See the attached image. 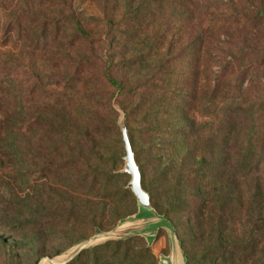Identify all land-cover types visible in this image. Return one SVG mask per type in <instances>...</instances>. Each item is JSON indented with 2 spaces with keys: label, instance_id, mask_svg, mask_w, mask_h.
I'll return each mask as SVG.
<instances>
[{
  "label": "rangeland",
  "instance_id": "374dc122",
  "mask_svg": "<svg viewBox=\"0 0 264 264\" xmlns=\"http://www.w3.org/2000/svg\"><path fill=\"white\" fill-rule=\"evenodd\" d=\"M70 4L0 0L19 122L0 141V264H161L170 233L185 264H264V203L238 162L264 95V68L240 52L264 46V22L243 20L264 0ZM123 126L168 226L152 245L127 226Z\"/></svg>",
  "mask_w": 264,
  "mask_h": 264
},
{
  "label": "trees",
  "instance_id": "16d2710c",
  "mask_svg": "<svg viewBox=\"0 0 264 264\" xmlns=\"http://www.w3.org/2000/svg\"><path fill=\"white\" fill-rule=\"evenodd\" d=\"M46 6L60 8L62 11H72L70 0H41ZM102 3L105 0H101ZM41 4V3H39ZM258 14L243 20L244 23L249 24L251 28H256L260 23L264 22V6L259 7ZM19 17L13 19V22L7 25L4 30V35L10 36L12 32V24L19 22ZM74 20V19H73ZM242 21V20H241ZM237 22H239L237 20ZM76 34L87 35L82 29L80 22L76 23ZM5 42L0 43V47L4 46ZM240 52L244 54H252L256 57L259 66L264 68V46L257 49L241 48ZM232 56V55H231ZM234 61L230 59L227 62L226 70L233 71L235 68ZM2 71V70H1ZM13 77L11 75H4L1 77L0 72V141L7 139L10 136H15L19 129L18 118V98L15 88L13 87ZM261 124L256 127L257 138H245L241 143V152H244L239 157V168L245 173L246 178L252 177L257 186V193L261 197V202L264 203V95L261 97L260 106Z\"/></svg>",
  "mask_w": 264,
  "mask_h": 264
},
{
  "label": "water",
  "instance_id": "95a60500",
  "mask_svg": "<svg viewBox=\"0 0 264 264\" xmlns=\"http://www.w3.org/2000/svg\"><path fill=\"white\" fill-rule=\"evenodd\" d=\"M122 135L126 149L125 171L131 175L129 188L135 195L139 207V211L134 216V220L129 222L127 226L134 231L133 233L143 236L147 240L148 244L152 245L156 238L157 231L160 228L168 229V226L166 221L152 208L150 195L143 188L141 172L139 166L137 165L135 154L128 136V131L125 126L122 127ZM144 213H151L152 215L145 217ZM150 238H152V241ZM169 249L170 251L168 255L161 256V264H185L186 261L181 244L171 233L169 234Z\"/></svg>",
  "mask_w": 264,
  "mask_h": 264
}]
</instances>
